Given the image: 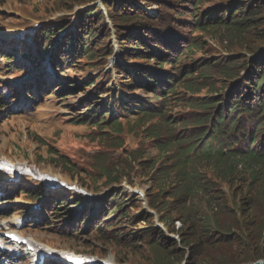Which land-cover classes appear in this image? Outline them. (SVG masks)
Wrapping results in <instances>:
<instances>
[{"label":"trees","instance_id":"trees-1","mask_svg":"<svg viewBox=\"0 0 264 264\" xmlns=\"http://www.w3.org/2000/svg\"><path fill=\"white\" fill-rule=\"evenodd\" d=\"M61 1L88 5L95 0ZM87 1L88 4H86ZM203 1L102 0L104 10L100 7H87L81 10L74 30L64 36L65 40L59 46L52 48L50 41L58 30H64L65 27L63 28L61 21L53 23L37 37L38 45L44 46L43 50L47 52L51 49L52 65L55 72H59L57 74L61 73L62 67H67L68 70L78 68L80 71L98 69L99 65L96 64L103 63L112 51L110 30L105 22L107 15L115 28L119 55L124 62L118 64L116 68L123 93H116L107 107L102 102H92L84 111L87 113L86 116L70 117L68 120L73 125H91L99 130L107 128L108 133H119L121 129L119 119L135 117L138 121L134 127L135 131L140 130L143 136L154 138H160L164 133L168 138L167 143L156 147L159 152L156 158L157 163H160L164 156H174L171 163L160 169L161 173L155 185L157 193L163 194L164 201L160 202L155 198L153 202L158 201L156 210L162 218L160 223H163L165 228H170L168 230L170 234L178 236L179 243L166 237L161 229L152 227L154 218L144 214L139 221L147 225V231L139 232L141 234L139 242L146 238L148 249L153 252V256H149L151 262L144 264H162L166 263V260H169L167 264H177L181 255L178 253L180 248L189 247L191 249L189 262L186 263L187 258L183 257L180 264H245L251 259L264 258V180L261 173L257 170L250 180L254 188L250 192L254 199L251 208L246 211L244 207L241 210V213L246 211L242 221L234 215L228 224H224L223 215V209L227 208L226 202L223 201L227 199L222 196V190L214 184L216 181L213 178L215 176L219 181L222 178L226 183L233 185L238 174V163L244 164L249 158L254 159L256 163H264V152L261 151L264 147L260 142L264 140V46L253 52L254 58L249 59L250 61L246 60L243 65L238 61H228L221 65L220 71L223 76L235 75L233 70L239 66L243 67L245 75L235 84L228 86L229 91L225 96L219 95L216 99L209 97L208 102L191 105L200 114L192 127L198 130L195 134L175 138L174 130L178 124L168 120L171 96L179 88L195 92L199 83L198 91L207 89L209 85L204 82L211 78L206 75V71L209 72L214 67V62L208 59L190 63L181 61V58L187 54L188 48L198 49L195 44L188 45L184 30L189 32L198 30L207 34L212 33L214 28L224 29L228 34L232 32L238 37L241 31L246 32L251 28L250 24L254 27L264 23L262 14L264 0L245 2L229 0L225 5L213 4L202 9ZM142 7H155L157 15H150ZM253 31L249 38L253 40L259 38L264 43V25L262 35L256 33L258 30ZM44 41H47L46 45L43 44ZM9 56L7 51H0V58L7 60L6 64L11 62ZM25 58L33 61L30 54ZM84 58L87 60L83 63L80 60ZM82 64L86 66V69L78 67ZM194 76L199 78V83H193ZM100 78L101 76L96 80ZM73 81L69 84L74 86L75 79ZM37 82L41 83V79L38 78ZM83 83V87L90 89L95 84L91 77ZM39 86L42 85L39 84ZM51 86L52 83L45 84L43 91L46 92V88ZM53 86L56 90L51 94L57 95L55 92L59 91L60 85L54 82ZM73 89L79 90L77 87L67 88L68 91H74ZM99 89L98 87L93 91ZM94 92L93 96L96 97L98 94ZM12 93L14 91L8 94ZM64 93L59 91L58 95ZM138 93L148 97L141 98ZM2 98L3 95L0 94V103H5L7 99ZM97 99L99 98L94 100ZM12 100V102L15 101V99ZM12 102L8 100L6 103L9 106L8 118H22L29 114V106L24 103L22 106L19 103L17 107L9 105ZM36 103L38 107L41 106L38 99ZM112 105L115 112L111 110ZM1 108L3 105L0 104ZM106 108L109 111L102 113ZM148 119H156L157 122L148 124L145 122ZM248 119L250 121L245 125ZM107 125L109 127H106ZM246 127H249L247 131ZM38 141L41 144L44 143L41 139ZM245 141L249 143V146H244ZM182 144H187V147H182ZM200 145H203L206 153L210 151L211 156L200 155V158L191 160L190 149L197 153ZM46 146L49 147V145ZM172 146L176 151L170 153ZM229 146L231 148H228ZM223 148L226 150L223 151ZM236 149L239 151L234 152ZM48 150L49 155L56 157L54 164L61 163L67 172L72 171L67 159L61 157L56 150ZM241 155L245 156L241 157ZM220 159L227 162L226 167L230 173L220 167ZM127 160H136V157H128ZM100 172L109 182H118L122 176L127 175L124 165H117L114 169L101 167ZM232 172L234 174H231ZM164 182L169 183L168 190H161L160 187ZM21 192L26 198L34 201L42 197L40 191L32 188H22ZM250 194L248 198L251 197ZM58 198L46 199L44 208L47 215L43 217L45 221L54 220V224L61 225L56 229L58 234L75 238L82 231L80 226H83V231L88 235L91 234L90 231H95L98 239L116 243L113 239L107 240L104 232L117 229L120 224L127 222V214L122 213V209L127 205L126 195L122 191H115L108 202L103 201L100 211L96 214L107 213L106 216L98 218L95 214L91 216L89 211H85L87 214L83 215L80 223L65 208L68 202L64 200L59 204ZM133 201L139 203L135 199L130 202ZM50 205H52L51 210H48ZM252 206L256 208L253 210ZM62 211L64 213H61ZM251 213L258 218L256 229L249 225L254 221L249 222ZM63 215L65 217H62ZM113 216H116L114 221L108 220ZM24 218L30 221V224H33L31 221L35 222L29 214ZM175 220L182 225L180 231L173 227ZM126 224L129 225V223ZM133 235L135 233L128 236ZM234 236L238 239L237 241L233 240ZM115 238L121 239L122 235H116ZM121 247L124 249L120 257L122 259L127 257L126 253L130 250L134 256H137V251H144L143 247L129 245ZM174 254H178L177 259H173L176 257ZM12 259L14 257H9L7 254L0 256V260L5 262Z\"/></svg>","mask_w":264,"mask_h":264},{"label":"rangeland","instance_id":"rangeland-1","mask_svg":"<svg viewBox=\"0 0 264 264\" xmlns=\"http://www.w3.org/2000/svg\"><path fill=\"white\" fill-rule=\"evenodd\" d=\"M239 1L245 2L248 0ZM227 2H229V0H204L201 7L204 9L213 4L225 5ZM88 3L87 1L86 4ZM101 5L102 0H95L88 5L61 0H0V51L9 52L11 48L7 46L11 42H17L20 44H29L31 47L30 49L37 54L40 48L38 47L39 50L36 49L32 40H27V34L30 31H33L32 33L35 35H39L45 30L41 27L37 28L38 25L43 24V26H45L47 23H58L60 21L63 28L68 27L64 31L68 29L73 31L78 14L81 10L87 7H100L102 9ZM142 8L154 16L157 15V13L154 12V10H156L155 7ZM262 14L264 17V10ZM105 22L110 30L109 37L111 48H116L117 50L118 43L116 41L115 28L107 15ZM263 25L264 23L253 27V25L250 24L251 28L246 32L245 30L241 31L238 37L232 32L228 34L224 29L214 28L212 29V33L207 34L198 30L193 32L184 30L183 33L186 36L188 45L195 44L198 46V49L191 47L190 50L188 48L187 54L181 58V61H183V63H190L208 59L210 62H214V67L211 71H206V75L211 78L204 82L209 85L207 89L202 88L203 90L201 92L198 91L200 84L198 81L200 80L198 77L194 76L195 80L193 83H199L195 92H188L183 88H179L171 96L168 110L170 116H168V120L172 121L174 124H178L177 128L174 130L175 138L181 135L195 134L198 131L192 128L195 124V120L200 115L194 107L191 106L193 103L208 102L209 97H214L216 99L217 96L224 93V90L228 88L231 82H234V79L240 80L243 78L245 70H243L242 66L233 70L236 74L231 77L221 75L220 67L228 61H238L243 65L246 63V60L248 61L249 56L252 55L253 52L262 48L264 43L261 42L259 38L253 40V38L249 37L253 30V32L258 30L256 33L262 35ZM21 35L24 37L22 38ZM56 40L57 37L52 41L54 42ZM64 40L65 38L61 36L60 41L64 42ZM43 44L46 45L47 41H44ZM22 47L26 49L29 48L27 45ZM18 51L17 49L16 52ZM27 51L29 50L27 49ZM14 55L15 57L9 56L11 62L7 64L6 60L0 59V94L3 95L2 99H7L5 103H0L3 105V108L0 109V159H6L11 162H28L29 164H35L40 167L43 172H48L66 182L80 185L94 195L95 201L91 204L93 207H97L100 203H103V201L108 202L112 194L117 191L115 188H118L126 195L125 203L127 205L122 209V213L127 214L128 217L127 222L120 224L117 229L106 230V232H104V237L107 240L113 239L116 243L105 242L98 239L95 231H90L91 234L88 235L87 232L83 231V226H80L82 231L79 232L75 238L65 237L58 234L56 230L61 226L59 223L54 224V220H44L43 217L45 214L47 215V213H45L42 204L41 206L36 205V207H29L32 200L19 194L18 190L22 189L19 183H7L0 177V184L6 187L5 197L0 199L3 203H0V227L4 226L6 228V226H8L10 227L9 229H15L17 227L18 232L22 236L33 238L51 247L53 250L69 253L73 252L77 256H92L100 262H106L113 258L115 264H144L149 262V256L152 257L153 252L148 249V245L146 244L148 240L144 238L142 242H139L141 236L139 232L147 231V225L139 221L141 216L143 217L144 214H147L146 212H151L152 215L150 216L154 218L152 227L155 226L162 229L166 237L174 240L177 239L176 236L168 234L170 228L165 230L159 226L158 221H162V218L160 213L156 210V207H158L156 203L158 201L153 202L155 198L160 202L164 201L163 194L157 193L155 185L161 173L160 169L171 163L174 156H164L163 160L157 163L156 158L159 156V152L156 147L167 143L168 138L164 133L160 138H154L153 136H143L140 130L135 131L134 127L138 123L135 117L120 118L121 129L119 133H108L106 132L107 128L99 130L91 127V125H73L70 123L68 120L70 117L86 116L87 113H84V111L90 106V103L102 102L107 107L113 100L115 94L118 93L120 87H118L117 84L120 79L109 67V59L103 63L98 62L96 65H99V68H93L90 71H80L78 68H75V70H68L67 67H62L61 73L57 74L62 78L58 80L51 79L46 74L45 70H43L39 76L42 86H37L34 81L24 79L29 69L25 67L26 64L21 66V63L24 64L25 60H20L16 54ZM86 60L87 59L84 58L80 61L84 63ZM40 64L42 63L40 62L39 65ZM78 67L86 69V66L83 64ZM236 75L239 76L237 77ZM88 76L91 77L93 83H95L91 89L83 87L84 84H82V81ZM100 76V80H96ZM73 79H75L74 86L69 84L74 82ZM76 80L78 82H76ZM20 82H22L21 84L26 93L18 88ZM54 82L60 85L59 91H64V94L58 95L59 91L55 92L57 95L51 94L56 90L53 86ZM110 82L111 84H109ZM48 83H52V86L46 88V92H44L43 86ZM69 87H77L79 90L73 89L74 91H68L66 88ZM98 87L100 89L94 92L93 90ZM29 90L36 96L35 98L27 94ZM10 91H14V93L9 95L8 93ZM93 92L98 95L96 97L93 96ZM138 94L139 97L144 99L148 97L140 93ZM64 98H66V100H61ZM96 98L99 99L94 100ZM12 99H15V101L12 102ZM37 99L41 103L39 107L36 103ZM8 100L12 102L9 105L15 107H17L19 103H21L20 106L26 104L29 106V114L22 118H7L9 114L7 113V108L9 106L6 103ZM111 110L115 112L113 105L111 106ZM108 111L109 109L106 108L102 113ZM115 117L114 115V118ZM249 121L250 119L245 122V125L248 124ZM145 122L152 124L157 122V120L148 119ZM106 124L107 123H105V125ZM106 127H109V125ZM245 129L247 131L249 127ZM251 134L253 135V131H251ZM38 139L43 140L44 143L41 144ZM260 142L264 147V140H260ZM46 145H49V147ZM181 146L187 147V144H182ZM244 146H249V143L247 144V141H245ZM198 148H200V150L197 153L193 149H190L191 160L200 158V155L206 157L211 156V152L208 151L209 153H206L203 145H200ZM228 148H231V146ZM48 149L56 150L61 157L67 159L69 167H72V171L67 172V170L62 167L61 163L54 164L53 161H56V157L49 155L50 151ZM222 150L225 151L226 148ZM173 151H176L174 146L171 147L170 153ZM233 151H228V153H233ZM236 151L239 150L236 149L234 152ZM261 151L264 152V149H261ZM244 156L245 155H241V157ZM128 157H136V160H127ZM226 164L227 162L224 159H220V167L229 172ZM117 165H124L126 167V176H122L118 182H109L106 178L102 177L100 172L101 167L114 169ZM237 166L238 174L236 175V180L233 182V185L226 183L222 178L219 181L213 176L216 181L214 184L222 190V196L227 199V201H223L227 204V208L223 209L224 224L230 223L234 215H236L235 217L239 215V219L242 221L246 211L251 208L254 199L250 192L253 191L254 188L250 180L257 170L261 173L264 180V163H256L254 159L249 158L244 164L240 162ZM231 174H234V172ZM160 188L161 190H168L169 183L164 182ZM134 190L140 191L142 194L141 197L133 195L132 192ZM249 194L252 199L251 197L248 198ZM44 195L49 199L52 197H59V204L66 200L68 205L65 208L77 218L79 223L82 221L83 215L87 214L85 211H89L83 208L73 209L79 200H84L79 196L73 199L70 194L61 195L57 192H47ZM133 199H138L139 203L135 201L130 202ZM32 203L34 204V202ZM50 207H52V205L48 207V210H51ZM244 207L246 211L241 213ZM252 207L253 210L256 208V206ZM32 208H35V210L32 211ZM26 212L30 213L32 219L36 223L35 226L27 227L28 224H24V222L22 226L20 225L19 220L22 216L24 217V215H26ZM61 213H64V211ZM95 215L99 218L106 216L107 213ZM251 216L249 222L252 220L254 221L249 225H252V227L256 229L258 218L252 213ZM62 217L65 216L63 215ZM86 217H88V215ZM114 219H116V216L109 217L108 220L114 221ZM65 221L66 219L62 222L64 223ZM126 223H129V225ZM173 227L178 231L182 229V225L178 220L174 221ZM153 232L156 233L157 231ZM131 233H135V235L128 236ZM119 234L122 235V238H115V236ZM233 240L237 241L238 239L234 236ZM4 244H6L5 241H0V249L5 248ZM125 245H129L130 247L136 246L137 248L143 247L144 251H137V256H134L131 254L132 250H130L126 253L127 257L122 259L120 257L124 249L121 246ZM180 249L178 253L181 255H179V263L177 264H180L183 257L187 258L185 262L188 263L191 257L190 247ZM10 252H12V250ZM174 256L176 257L173 259L178 258V254H174ZM23 258L24 263L22 264H33L31 256ZM259 260L264 261V258L251 259L245 264H252ZM165 262L166 263L162 264H167L169 260ZM46 264L54 263L50 262Z\"/></svg>","mask_w":264,"mask_h":264},{"label":"bare ground","instance_id":"bare-ground-1","mask_svg":"<svg viewBox=\"0 0 264 264\" xmlns=\"http://www.w3.org/2000/svg\"><path fill=\"white\" fill-rule=\"evenodd\" d=\"M40 5H41V4H40ZM39 7H40V6H39ZM8 41H9V40H8ZM44 173H45V172H44ZM44 173H43V174H44ZM48 174H49V173H47V174H45V175H48ZM48 176H49V175H48ZM25 181H26V180H24V184H25ZM27 181H29V182H30V179H29V180H27ZM32 183H33V182H32ZM33 185H34V186H37L38 184H37V183H34ZM31 257H32V259H34V257H33V256H31ZM107 262H114V260H112V259H109Z\"/></svg>","mask_w":264,"mask_h":264}]
</instances>
